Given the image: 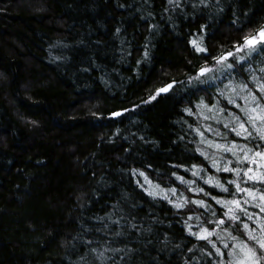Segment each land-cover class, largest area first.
<instances>
[{"label":"trees","instance_id":"1","mask_svg":"<svg viewBox=\"0 0 264 264\" xmlns=\"http://www.w3.org/2000/svg\"><path fill=\"white\" fill-rule=\"evenodd\" d=\"M221 5L223 12L209 9L194 17L190 0H184V8L170 17L167 0H0V264H81L86 247L73 237L110 239L86 229L103 227L96 217L112 213L118 203L123 214L145 227L152 224L157 238L169 233L159 264H216L206 254L214 251L211 245L190 236L182 222L191 216L188 223L197 231L202 220L214 219L211 211L219 216L221 206L198 188L231 198L206 181L234 177L212 166L220 154L201 143L195 129L223 142L207 131L213 122L227 132L213 115L230 120L232 112L240 113L218 93L225 76L217 85L192 77L264 24V0ZM152 24L156 28L150 30ZM203 24L208 28L201 33ZM201 35L207 53L190 43ZM238 71V79L247 75L239 66ZM170 83L167 93L150 98ZM201 100L228 111H210ZM122 109L128 111L110 115ZM156 184L175 187V195L168 193L173 201L203 199L209 210L193 203L191 212H178L148 195L146 189L159 191ZM136 235L129 238L133 246H139ZM175 244L181 249L172 251ZM157 247L149 246L145 264H156L151 257Z\"/></svg>","mask_w":264,"mask_h":264},{"label":"snow or ice","instance_id":"2","mask_svg":"<svg viewBox=\"0 0 264 264\" xmlns=\"http://www.w3.org/2000/svg\"><path fill=\"white\" fill-rule=\"evenodd\" d=\"M167 5L164 10L171 17L177 9L184 8V0H167ZM190 7L194 10L191 14L194 17H197V14L202 16L204 10L224 11L221 0H190ZM151 15L152 13H149V16ZM149 27L153 30L156 25L152 24ZM207 28V24L200 25V32H205ZM116 31L119 32L120 29ZM202 41L203 36L201 35L200 41L192 39L190 43L196 52L207 53L208 48ZM262 54H264V24L245 34L242 41L235 45V51L211 57L215 64L209 65L206 62L199 67L197 76L192 77L196 80L205 77L214 82L218 79L215 73L222 72L227 78V83L223 90L218 89V93L227 100L228 104L239 109L240 113L232 112L231 119L223 124L227 132L219 129L213 130L211 125L207 126V130L220 137L223 142L208 139L200 128L195 129L201 137V143H206L209 148H215L220 154V159L212 158V166L217 171L231 173L234 177L223 182L219 178L209 177L206 181L231 198L212 196L210 192H205L204 188H198V192L211 196V199L221 206L222 211L219 216L215 210L211 211L214 219L202 220L196 226L197 231H193V225L188 223V220L192 219L191 216L182 222L190 236L211 245L214 251L206 254L210 257L215 256L216 264H264V59L258 60ZM148 56L149 52L146 48L144 57L148 58ZM254 64L259 66H254ZM238 66L239 70L247 74L245 77L237 78L239 76ZM221 82L223 83V80ZM171 88L172 84H167L157 89L150 98L155 100L157 96L167 93ZM237 100H242L243 103H238ZM200 103L210 111L212 109L219 112L228 111L226 108L218 107L216 104L210 105L203 100ZM127 111L128 109L117 110L111 112L110 115L119 117ZM185 111L189 115L193 114L191 108H186ZM208 118L205 117V119ZM189 127L191 128L192 125ZM229 133H233L240 140L229 139ZM197 151L201 150L197 149ZM201 154L206 159L209 158L207 153L201 151ZM221 161L224 163L221 164ZM133 172L145 176L139 170H133ZM173 175L177 174L173 173ZM193 175H199V173L194 172ZM147 179L145 176V180ZM177 179L185 182L183 176H177ZM155 188L159 191L146 189L148 195L154 200L168 201L178 212L193 203L203 207L206 211L209 210L207 201L203 199L192 201L188 197L183 199L178 197L177 201H173L168 193L175 195L177 193L175 187L165 190L156 184ZM250 208L259 211H249ZM188 211L191 212L192 209L188 208ZM197 219L199 220L200 217ZM96 220L100 221L103 227H88L86 231L104 233L105 236L110 235L111 238L100 240L90 239L83 235L73 237L74 241L79 239L86 247L87 254L81 253L79 256L81 264H145L142 257L151 256L149 246L154 244H159V247L156 249L157 256H152L151 259L159 264V253L165 252L171 243L168 232L163 234V238H157L155 235L157 230L152 224L145 227V224L137 222L136 217L131 213L123 214V207L119 203L113 206L112 213H107L105 217H96ZM152 220L153 223H164L155 217H152ZM226 224L229 227H224ZM113 225L115 227H112ZM134 232L137 234L135 241L139 246H133L129 239ZM214 236L216 240L212 239ZM217 241L223 245V248L218 246ZM72 247H75V244ZM179 249L181 245L175 244L172 251ZM187 251L192 252L193 249L188 248ZM185 264H190V259L186 260Z\"/></svg>","mask_w":264,"mask_h":264},{"label":"rangeland","instance_id":"3","mask_svg":"<svg viewBox=\"0 0 264 264\" xmlns=\"http://www.w3.org/2000/svg\"><path fill=\"white\" fill-rule=\"evenodd\" d=\"M218 72V79L216 80V81H214V84H218V82H220L221 80H222V78L224 77V74L222 73V72H219V71H217ZM238 78V77H237ZM224 87V86H223ZM218 98H219V96H218ZM241 104L243 103V101H239ZM213 120L214 121H216L218 124L219 123H226V122H228L229 121V119L228 118H225V115H222L221 113H218V114H216V115H213ZM209 125H211V127H212V129L213 130H216V129H219V127H217V126H215V124L213 123V122H210V124ZM220 130V129H219ZM208 131V130H207ZM209 132V131H208ZM212 134H213V132H211ZM214 135V134H213ZM215 136V135H214ZM216 137H218V136H216ZM220 138V137H219Z\"/></svg>","mask_w":264,"mask_h":264}]
</instances>
